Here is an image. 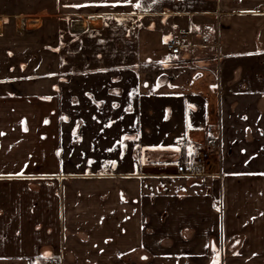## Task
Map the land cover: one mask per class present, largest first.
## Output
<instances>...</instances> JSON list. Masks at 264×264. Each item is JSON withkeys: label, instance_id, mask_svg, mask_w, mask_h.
Returning a JSON list of instances; mask_svg holds the SVG:
<instances>
[{"label": "crops", "instance_id": "0c3cea01", "mask_svg": "<svg viewBox=\"0 0 264 264\" xmlns=\"http://www.w3.org/2000/svg\"><path fill=\"white\" fill-rule=\"evenodd\" d=\"M83 22L144 68L139 94L158 112L161 99V121L178 116L163 134L144 123L134 174L63 160L61 47ZM184 30L192 47L173 56ZM207 127L221 129L222 177H177L176 140L206 146ZM51 259L264 264V0H0V264Z\"/></svg>", "mask_w": 264, "mask_h": 264}, {"label": "rangeland", "instance_id": "374dc122", "mask_svg": "<svg viewBox=\"0 0 264 264\" xmlns=\"http://www.w3.org/2000/svg\"><path fill=\"white\" fill-rule=\"evenodd\" d=\"M107 39L91 31L71 32L61 47L65 72L59 91V111L69 135L63 160L77 171L90 166L111 174L131 167L134 174L141 160V134L147 130L144 123L153 120L154 134H163L172 130L178 116L171 123L161 121L159 98L152 100L159 112L148 107L146 96L139 94L138 75L144 68L128 56L125 59L122 47L109 48ZM173 68L187 69L188 65ZM189 79L182 80L181 86L191 95L200 94L202 82ZM189 111L194 110L190 107ZM154 134L149 133L156 140L151 143L159 144L161 136Z\"/></svg>", "mask_w": 264, "mask_h": 264}, {"label": "built area", "instance_id": "2783aa9c", "mask_svg": "<svg viewBox=\"0 0 264 264\" xmlns=\"http://www.w3.org/2000/svg\"><path fill=\"white\" fill-rule=\"evenodd\" d=\"M192 35L188 30L180 31L178 36L166 43L167 51L173 56H181L185 50L190 49ZM209 137L206 146L197 145L193 141L177 139L176 145L180 154L175 163L176 176L196 179L204 182L206 179L222 177L221 171L213 172V168L221 165L223 146L221 142L220 127H207ZM45 264H62L55 259L48 260Z\"/></svg>", "mask_w": 264, "mask_h": 264}, {"label": "bare ground", "instance_id": "6f19581e", "mask_svg": "<svg viewBox=\"0 0 264 264\" xmlns=\"http://www.w3.org/2000/svg\"><path fill=\"white\" fill-rule=\"evenodd\" d=\"M92 21L91 23H89L90 25H92ZM88 28V23L87 22H83V23H76L74 25V30L76 32H84L86 29Z\"/></svg>", "mask_w": 264, "mask_h": 264}, {"label": "trees", "instance_id": "16d2710c", "mask_svg": "<svg viewBox=\"0 0 264 264\" xmlns=\"http://www.w3.org/2000/svg\"><path fill=\"white\" fill-rule=\"evenodd\" d=\"M170 40V39H169ZM168 40V41H169ZM219 259H220V254H219V251L218 250H215L214 251V261H217L219 262Z\"/></svg>", "mask_w": 264, "mask_h": 264}, {"label": "snow or ice", "instance_id": "6c2138e0", "mask_svg": "<svg viewBox=\"0 0 264 264\" xmlns=\"http://www.w3.org/2000/svg\"><path fill=\"white\" fill-rule=\"evenodd\" d=\"M136 7H140V5H139V4H137V5H136Z\"/></svg>", "mask_w": 264, "mask_h": 264}]
</instances>
